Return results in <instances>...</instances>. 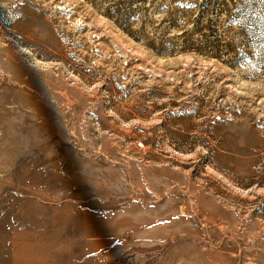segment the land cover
I'll list each match as a JSON object with an SVG mask.
<instances>
[{
    "label": "rangeland",
    "instance_id": "1",
    "mask_svg": "<svg viewBox=\"0 0 264 264\" xmlns=\"http://www.w3.org/2000/svg\"><path fill=\"white\" fill-rule=\"evenodd\" d=\"M0 264H264V0H0Z\"/></svg>",
    "mask_w": 264,
    "mask_h": 264
}]
</instances>
